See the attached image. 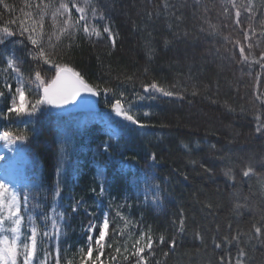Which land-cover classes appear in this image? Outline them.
Listing matches in <instances>:
<instances>
[{"label":"trees","instance_id":"16d2710c","mask_svg":"<svg viewBox=\"0 0 264 264\" xmlns=\"http://www.w3.org/2000/svg\"><path fill=\"white\" fill-rule=\"evenodd\" d=\"M46 1L0 4V27L16 31L0 45V53L15 52L27 79L37 65L48 70V79L55 69L28 55L36 51L27 39L30 30L19 34L27 15L36 18L39 34L40 16L31 10ZM92 2L111 38L109 33L52 37L47 12L41 44L50 60L79 73L98 93L110 94L104 109L111 111L117 100L134 105L133 115L144 127L116 123L113 137L99 123L83 127L73 139L76 151L62 179L56 130L64 120L43 106L31 126L15 129L13 135L26 137L43 168L34 215L46 212L64 183L56 205L65 217L62 262L137 264L135 252L142 247L144 264H237L238 259L264 264V126L257 131L264 125V0ZM152 83L173 95L145 93L144 86ZM124 161L146 172L142 194L120 170ZM229 170L230 177L224 174ZM72 199L82 200L86 209L73 212ZM103 213L111 220L103 254L94 246L86 259L84 230Z\"/></svg>","mask_w":264,"mask_h":264},{"label":"snow or ice","instance_id":"6c2138e0","mask_svg":"<svg viewBox=\"0 0 264 264\" xmlns=\"http://www.w3.org/2000/svg\"><path fill=\"white\" fill-rule=\"evenodd\" d=\"M42 2V0H41ZM88 0H85V5H87ZM0 4H4V0H0ZM7 8L8 6L5 5ZM39 7V5H37ZM45 8L48 5H44ZM71 7L75 8L77 12L81 13L80 20H85V16L83 15L85 11V7H81L77 5L75 2L71 4ZM64 12H68L69 5L65 3H61L59 9L53 13V17L60 13V10ZM95 9H93V16L95 17ZM239 15V13H237ZM10 23H15V20L10 21ZM37 21L34 19L33 24L35 25ZM39 34L38 36H34L32 33H29L27 36L28 41L34 46L36 51L29 50L28 55L35 60H42L43 64H47L50 67L55 68V77L51 79H46L45 76L48 72L47 69H40L39 65H37V70L34 73V80L29 79L27 88L24 85L23 79L20 77V69L17 67V61L13 56H9L7 58V68L11 69L13 72L17 73V87L15 89L16 95L13 96L12 102L7 109L6 113H0L4 119H8L11 113H15L16 117L21 116H33L38 110L42 109V106H51L53 108H61L64 105H67L71 102H74L77 96L80 95L81 92H88L91 95H97V92L88 86L87 83L80 77V74L73 71L71 68L63 67L56 64L54 61L48 58V55L41 44V39L43 37V13H41L39 20ZM65 25L68 24L66 20ZM63 31V29H62ZM103 31L105 33H109V38H111V33L107 27H104ZM26 32H29L28 26L21 22L19 34L23 36ZM32 32H36L35 27H33ZM84 32L88 35H92L93 33L99 37L100 32L97 31L96 27H92L89 30L87 24L84 26ZM0 45L5 44L8 37H13L16 35L15 30H10L9 27L4 26L0 27ZM241 53L243 54V49H241ZM264 67V65H262ZM43 73V74H42ZM5 87H8L11 90V86L7 84L5 81ZM33 88L38 96L35 99V102L32 103L29 107H26L25 104V92L32 91ZM154 90L155 92H160L164 96H171L173 93L169 91H165L160 88L156 83H152L151 85L144 86V92L148 93L149 90ZM42 93V95L40 94ZM4 93L0 92V96H3ZM147 97H141L144 99ZM155 98V97H152ZM17 99L19 103H17ZM112 111L114 112L116 117L121 118L123 121L130 122L133 125H138L139 127H144L143 124H140L139 121L132 114V109L130 107H125L124 104L117 100L112 105ZM145 116L148 115L147 112L144 113ZM259 120L260 118L257 117ZM264 125L257 126V131L261 130V127ZM26 137L24 135L13 136L11 131L4 130L0 131V141H3L4 147L8 149V151H16L15 145L17 141L23 143ZM105 151H107V144H105ZM5 159V157L0 156V160ZM155 159V157H153ZM248 171H244L243 175L247 177L249 175ZM60 169H57V174L59 175ZM226 176L230 177V170L225 171ZM35 185H25L24 190L22 192L17 191L16 187L11 185L9 181L0 178V264H49L51 260V240L53 237L56 238L57 244L59 242V235L61 234V230L64 222V213L57 211L56 199H58L60 195L59 186H57L56 191L54 193L53 204L50 211L44 214L41 217L43 221L42 226H38L36 223V217L33 214L36 208L40 207L38 202H34V196L32 193V188ZM157 190H158V186ZM104 188L101 187L100 194L103 195ZM159 197L157 196L156 200L153 203H158ZM30 207L32 211H30ZM79 204L73 207V212L77 211ZM91 215V213H89ZM103 219L97 218L94 221H90L87 229L85 230L88 233V248L86 259H91V254L93 252L92 241L95 240L96 246L100 249V254H103V248L105 246L104 241L106 235L108 233L111 220L109 218L108 213H103ZM119 215V213H117ZM182 215V214H181ZM123 219V217H121ZM181 228L180 231H183L184 221L181 219L180 221ZM257 234L262 233V227H257L253 225ZM98 230V235H95ZM122 235L121 233H118ZM227 239V238H226ZM236 239V237H233ZM48 242L49 248L44 250V257L40 259L38 256V252L40 251V246L45 242ZM164 242V238L161 237V243ZM137 244L140 243L139 240L136 241ZM111 247V245H108ZM174 246V241H173ZM217 248H220V244L215 245ZM148 248L152 247L151 237L148 238ZM83 251V249H81ZM119 251V249H117ZM144 252V248L140 247L136 249L135 255L139 258L137 260V264H144V257L141 255ZM239 256H243L244 252L241 250L238 254ZM99 259V255L96 257ZM127 259V257H125ZM56 264H60V252L59 248H56ZM237 264H241L240 260H237Z\"/></svg>","mask_w":264,"mask_h":264},{"label":"rangeland","instance_id":"374dc122","mask_svg":"<svg viewBox=\"0 0 264 264\" xmlns=\"http://www.w3.org/2000/svg\"><path fill=\"white\" fill-rule=\"evenodd\" d=\"M75 2L77 5L81 7H85V11L83 15L85 16V20H80L81 13L77 12L75 8L71 7V4ZM61 3H65L69 5L68 12H64L62 9L60 10V13L57 14L55 17H53V13L59 9V6ZM44 5H48L47 8L44 7ZM36 11H32V13L37 12V17L41 16V13H43V18H45V13L49 12L51 14V18L53 21V34H51L52 37H55V35L60 37H68V36H75L79 34L88 35L84 32V26L87 24L89 27V30H91L92 27H96L97 31L100 33H104V35H107L108 33H105L103 31L104 27H107L104 25V19L101 18L96 12L95 17L93 16V2L92 0H88L87 5H85V0H47L44 2V4H39V7L36 6ZM36 19L32 15L26 16V25L28 26L29 30L34 36H37V31L32 32L33 27L37 24H33V20ZM68 21V24L65 25V21ZM37 21V20H36ZM63 29V31H62ZM199 33H201L198 30ZM209 35L211 32H207ZM93 36H96L94 33ZM50 36V37H51ZM211 36V35H210ZM49 37V38H50ZM211 39H213L211 37ZM52 41V39H51ZM7 68V63L3 64V66L0 65V92H3L4 95L0 96V113H6L8 107L10 106L12 102V98L15 93V89L17 87V73L13 72L11 69H8L7 71H4V69ZM52 76L54 78L55 76V69L52 72ZM20 77L22 78V75L20 74ZM46 79H48L45 76ZM23 79V78H22ZM31 79L34 80V77ZM5 81H7V84L11 86V90H9L8 87H5ZM24 85L27 88L28 82L26 79H23ZM152 90H149V92ZM41 94V93H40ZM110 94H103V97H105V100L109 99ZM25 104L26 107L30 108V105L35 102V99L38 98L35 89L33 88L32 91H26L25 92ZM17 103H19V100L17 99ZM103 105V102H102ZM126 108L130 107L132 109V114L136 112V107L134 105H124ZM146 108V106L144 107ZM42 110V109H41ZM38 110L33 116H21L16 117L14 122V125H26L27 122L25 121H33L34 118H36L40 111ZM109 113L113 116L114 121L117 123L123 122V120L119 117H116L114 112L108 111L105 113V116L102 114H88L85 115L84 113L76 114L75 116L70 117V120L67 121V128H63V132L61 134L62 140L65 142V148L68 153H72L74 149V143L73 140L70 138V133L67 130H77L82 128L85 125H89L91 122L98 120V119H104L105 123H107L110 118L107 116ZM195 113V111H194ZM187 114V113H186ZM2 118L3 116L0 115ZM29 122L25 128L29 127ZM2 123H0V131L8 130L6 128L7 122L3 119ZM107 128L110 130H113V128L107 123ZM19 129V128H18ZM17 129V131H18ZM23 131V130H19ZM13 132V130H11ZM13 136H19V135H13ZM16 151H8L7 148L4 147L3 141H0V156L5 157V159L0 160V178H3L10 182L11 185L15 186L17 191L22 192L24 190L25 185H32L35 186L32 188V192L38 188L39 181L41 179V171L39 166L37 165L35 159L27 152V149L24 146V142L21 143L17 141V144L15 145ZM66 151H65V159H66ZM63 162L62 166L64 165ZM137 186V184H135ZM140 193V189H137ZM142 194V192H141ZM43 222H41L42 224ZM42 226V225H40ZM63 239V237L61 238ZM85 242L88 244V236L85 239ZM94 240L92 241V243ZM95 247L97 248L95 242ZM93 246V244H92ZM59 248L57 244V240L55 237L51 240V260L49 264H56V248ZM49 248V244L46 241L43 245L40 246V251L38 252V256L40 259H43L44 257V250ZM59 252L61 253V257H63L65 249H60ZM65 261V260H64ZM62 262V264H67L66 262ZM22 263V262H21ZM61 263V261H60Z\"/></svg>","mask_w":264,"mask_h":264},{"label":"water","instance_id":"95a60500","mask_svg":"<svg viewBox=\"0 0 264 264\" xmlns=\"http://www.w3.org/2000/svg\"><path fill=\"white\" fill-rule=\"evenodd\" d=\"M50 108L53 112L58 114L96 110L98 109V95L93 96L88 92H81L74 102L64 105L61 108H53L51 106Z\"/></svg>","mask_w":264,"mask_h":264}]
</instances>
